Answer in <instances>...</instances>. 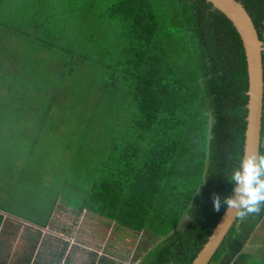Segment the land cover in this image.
<instances>
[{"label": "trees", "instance_id": "trees-1", "mask_svg": "<svg viewBox=\"0 0 264 264\" xmlns=\"http://www.w3.org/2000/svg\"><path fill=\"white\" fill-rule=\"evenodd\" d=\"M98 1L0 0V32L13 37L0 46V84L14 74L21 89H0L2 178L41 171L48 160L54 172L40 179L36 199H56L43 218L26 222L42 228L63 198L155 238L139 264H191L224 212L213 211V196H232L243 153L242 43L205 0H101L107 7L95 14ZM235 1L264 43V0ZM32 51L40 61L33 56L29 69ZM51 104L60 105V122ZM262 115L263 133L264 100ZM61 149L85 158L73 154L64 178ZM87 162L97 169L82 181L76 169ZM240 218L210 264L225 254Z\"/></svg>", "mask_w": 264, "mask_h": 264}, {"label": "crops", "instance_id": "crops-1", "mask_svg": "<svg viewBox=\"0 0 264 264\" xmlns=\"http://www.w3.org/2000/svg\"><path fill=\"white\" fill-rule=\"evenodd\" d=\"M261 151L264 153V130ZM76 207L68 204L65 207L73 214L71 223L64 219L62 212L56 213L54 210L44 229L35 225H26L22 231V239L25 240L12 238V240L16 239L12 244L6 243L10 235L14 234L11 228L5 229V224L19 227L21 220L15 216H8L1 210L3 223L0 225V264H21V260L23 264H117L116 260L103 256L106 248L112 251L110 249L114 246L109 245L106 239H101V232L108 230V232L117 233L119 237L132 234L113 221L81 210V206ZM18 236L19 233L17 238ZM35 237L38 243L31 253L33 247L31 240ZM2 239L3 243H1ZM117 247L123 248L124 245L116 243L114 250ZM123 251L127 252V248ZM146 253L148 251L143 254L137 264L146 256ZM218 264H264V204L259 214H248L241 219L233 241Z\"/></svg>", "mask_w": 264, "mask_h": 264}, {"label": "rangeland", "instance_id": "rangeland-1", "mask_svg": "<svg viewBox=\"0 0 264 264\" xmlns=\"http://www.w3.org/2000/svg\"><path fill=\"white\" fill-rule=\"evenodd\" d=\"M106 7H107L106 3L99 0L95 4V14H101L105 10ZM23 23L27 24L25 22H23ZM2 25H3V23H2ZM101 25L103 26V23ZM12 39H13V37L7 35L6 31L1 30V32H0V46L1 47H4L6 44H7V46H11V43L9 40H12ZM30 53H32V54H30L31 56L27 60L28 63L30 64L29 69H31V59L33 58V56H35V58L32 59L33 61H37V59H38V61H40L38 58V56H40L39 53H37L35 51H32ZM36 56H37V58H36ZM28 72H29V74H32L31 70L30 71L28 70ZM5 78H6V80L0 84V89L5 86L4 87L5 90L1 93L2 95H4V93H6L9 90H12L13 93H21V89H19L20 81L15 78L14 74L10 75L8 73V75ZM7 86H12V88L9 89ZM43 98L45 99V96H43ZM38 105L41 106L42 103H40ZM51 105L54 108L52 113H51L52 119L55 122H60V119L58 118V115L61 113L60 112V105H57V104H51ZM62 105L64 106L63 107V110H64L63 113L65 114L68 112V106L66 104H62ZM120 108H121V109H119L120 111H122L124 109L122 106ZM28 109L25 111L27 112ZM28 124L24 122V125L29 127ZM65 134H67L66 130L64 133H62L59 136L64 137ZM57 140H59V137ZM74 148H75V145H74ZM54 150H55V148H54ZM81 150L88 153V150L85 147H83ZM73 154L74 153H69V150L60 152L59 159L61 160V163L64 165V167L62 169V177L63 178L66 174L65 167H66L67 163H69L70 159H72ZM74 156H76V154H74ZM75 158L82 160L81 163H83L84 162L83 160L85 159L84 156H81V155H77ZM40 164L42 166H44V161L40 162ZM21 165L22 166H30V164H21ZM47 165H48V167H46V166L42 167L41 171H35L34 169L29 168L28 173L26 172L27 174H25L23 176L20 175V177H17V179H13L10 182H7L4 180V178H2L4 173H3V170L0 169V211L1 210L5 211L3 213H5L6 215L11 216V217L15 216L19 219L22 218V219H20L21 223L18 225L19 227L13 226L11 224H5L6 225L5 229L7 230L8 228H11V232H12V234H14V235H10V239L8 241L6 240V243L8 242V243L12 244L13 242H15L16 239L21 240L23 238V233H22L23 228L26 225H32L30 222H26V220L37 219V221H39L41 218L44 217V215H45L44 213H46L45 210H46L47 204L52 203L53 200L56 199V198L53 199V198H49V197H44L45 201L42 200L44 198L36 199L39 197V196H37V194L44 192V191H38L41 188V185L39 184L40 179L44 178L48 172H49V174H52L51 172H54V169H49L50 168L49 167L50 162L48 160H47ZM81 166L79 168H77L76 171H78V173L81 174L80 178L82 179V181L90 179V173L93 175L94 169H97V167H95L94 164L89 165L88 162L85 163L84 165L81 164ZM1 167L5 168L6 166L3 165ZM37 177H39V178H37ZM18 181L20 182L19 186H17ZM44 181L46 182V179H44ZM16 189H18V190H16ZM13 194H18L20 196H16V195L13 196ZM66 205H67V201H65L63 198H59L58 201H56V204L54 206V208H55L54 212H56V213L62 212L64 219L66 221H68L69 223H71L73 221V214L70 213V210L65 208ZM41 207H42V209H40ZM37 211H41L42 213L37 212ZM241 219L242 218H240V221H241ZM240 221L238 222V224L236 226V231H238ZM46 225H47V223H45L41 229H44ZM17 233H19L18 238H17ZM2 235H3V233H2ZM100 237L103 240L106 239L107 242H109V245L113 244V246H114V248L112 247L110 249L112 251H108L106 248L105 253H103L104 254L103 256L108 257V259H110V260L111 259L116 260V262H118L117 264H120V263L137 264V262H139L141 257L143 256V254L145 252L151 250L156 243L155 238H153L149 235H146V234H140L138 236H133V235L127 236L126 235V236L119 237L117 235V233L115 234V233H112L110 231L108 232V230H107V232L105 230H102ZM12 238H16V239L12 240ZM22 240H25V239H22ZM103 240H102V242H103ZM1 243H3V239L1 241ZM116 243L117 244L121 243L124 245V247L123 248L117 247V249L114 250L116 247ZM22 246H25V244H22ZM124 248H127V252H125V253L123 251Z\"/></svg>", "mask_w": 264, "mask_h": 264}, {"label": "water", "instance_id": "water-1", "mask_svg": "<svg viewBox=\"0 0 264 264\" xmlns=\"http://www.w3.org/2000/svg\"><path fill=\"white\" fill-rule=\"evenodd\" d=\"M205 1L232 25L242 43L248 82L243 154H260L264 100V43L260 39L252 18L240 3L235 0ZM238 219L239 216L231 213L225 216L223 212L207 242L191 264H210Z\"/></svg>", "mask_w": 264, "mask_h": 264}, {"label": "clouds", "instance_id": "clouds-1", "mask_svg": "<svg viewBox=\"0 0 264 264\" xmlns=\"http://www.w3.org/2000/svg\"><path fill=\"white\" fill-rule=\"evenodd\" d=\"M240 164L231 176L233 196H213V211L224 208L225 216L230 213L241 218L248 214H259L264 204V153H241Z\"/></svg>", "mask_w": 264, "mask_h": 264}]
</instances>
